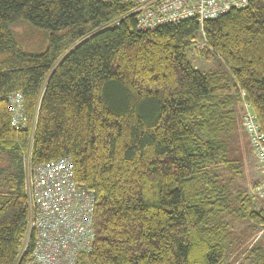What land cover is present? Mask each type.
<instances>
[{
	"label": "trees",
	"instance_id": "trees-1",
	"mask_svg": "<svg viewBox=\"0 0 264 264\" xmlns=\"http://www.w3.org/2000/svg\"><path fill=\"white\" fill-rule=\"evenodd\" d=\"M131 10L0 0V151L19 167L0 194V264H15L25 235L24 155L32 166L68 156L96 198L93 247L77 264H225L222 215L264 227L260 201L219 172L239 171L227 151L243 100L264 131V0L151 29ZM17 23L47 32L48 48L21 50ZM64 43L75 44L59 56ZM199 52L218 67L196 68ZM249 255L264 264V246Z\"/></svg>",
	"mask_w": 264,
	"mask_h": 264
},
{
	"label": "built area",
	"instance_id": "built-area-1",
	"mask_svg": "<svg viewBox=\"0 0 264 264\" xmlns=\"http://www.w3.org/2000/svg\"><path fill=\"white\" fill-rule=\"evenodd\" d=\"M132 5L139 29L193 18L199 24L249 0H119ZM243 96V92H241ZM18 111L20 102L13 98ZM242 125L254 152L261 179L254 191L264 203V131L243 100ZM23 189L28 202L25 235L15 264H77L95 239L96 198L74 180L68 156L32 166L27 158Z\"/></svg>",
	"mask_w": 264,
	"mask_h": 264
},
{
	"label": "rangeland",
	"instance_id": "rangeland-1",
	"mask_svg": "<svg viewBox=\"0 0 264 264\" xmlns=\"http://www.w3.org/2000/svg\"><path fill=\"white\" fill-rule=\"evenodd\" d=\"M11 31L16 44L24 52L41 53L48 48V33L41 29L26 23H17L11 27ZM74 44L67 45L64 43L56 54L62 56ZM193 61V65L202 70L218 67V60L215 56L204 58L200 52L193 56ZM227 152L232 159L238 161L239 164H236L240 168L238 172H232L220 166L219 172L224 182H227L228 188L234 195L242 192L253 197L254 200H259V208L263 207L264 203L254 191L255 186L260 181L261 173L257 167L247 133L242 125V117L241 122L233 130ZM27 158L28 156L24 155L20 165L24 173L27 171ZM18 169L19 167L13 163L11 155L0 151V194L10 190V179ZM221 219L229 226L225 264H248L250 249L255 245L264 246V227L255 226L248 220L242 221L229 215H222Z\"/></svg>",
	"mask_w": 264,
	"mask_h": 264
}]
</instances>
